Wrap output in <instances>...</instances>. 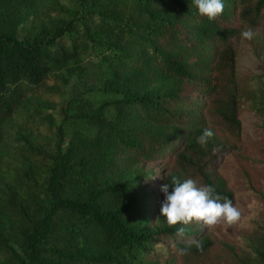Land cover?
Returning <instances> with one entry per match:
<instances>
[{
  "label": "trees",
  "instance_id": "16d2710c",
  "mask_svg": "<svg viewBox=\"0 0 264 264\" xmlns=\"http://www.w3.org/2000/svg\"><path fill=\"white\" fill-rule=\"evenodd\" d=\"M38 3L0 0V264H264L258 207L240 229L250 246H223L210 232L196 236L202 251L169 244L158 236L177 225L144 229L149 203L141 176L132 175L141 161L166 158L164 184L191 178L235 205L216 172L237 150L256 187L257 163L238 150L234 39L244 25L264 26V0H223L216 20L193 0H72L62 11L40 9L21 34L25 10ZM84 60L105 69L102 87L113 97H66V71L85 70ZM183 81L198 88L190 108ZM198 106L215 115L213 128ZM79 120L94 131L69 134L67 124ZM205 128L214 137L202 147ZM256 148L264 156L263 138Z\"/></svg>",
  "mask_w": 264,
  "mask_h": 264
},
{
  "label": "rangeland",
  "instance_id": "374dc122",
  "mask_svg": "<svg viewBox=\"0 0 264 264\" xmlns=\"http://www.w3.org/2000/svg\"><path fill=\"white\" fill-rule=\"evenodd\" d=\"M71 1L39 0L36 6L25 10V19L20 25L21 34H24L27 27L34 23L40 9L55 5L56 8H60V11H62L65 7L63 4L71 3ZM128 1L130 3L134 2V0ZM248 28H251L255 33L252 40L242 39L241 37V32ZM234 42L237 49V78L241 96L239 117L242 122L243 135V141L238 150L256 161L258 166L255 173L257 185L251 190V176L245 165L237 157V150L227 154L218 166L216 173L223 176L234 191L235 206L241 211V220L231 226L222 223L211 230L195 223L189 225L177 224L178 229L181 227L185 229L183 237L177 234L178 231L169 234L162 233L158 236V240L164 239L169 244L175 242L188 244L187 241L190 239L196 240L198 234L210 232L218 237L223 246L232 241L250 246V242L241 234L240 229L253 217V210L256 207L264 213V156L256 148V141L260 138L264 139V26L244 25L235 37ZM83 65L85 70L75 66L66 71L67 75L70 76L66 97H72L80 90L97 104L104 99L113 97V93L102 87L105 69L95 65L91 66L88 64V60H84ZM197 91L198 88L194 83L182 82L180 93L181 97L185 99L187 108H190L191 98ZM195 109L200 113L202 122L213 128L212 121L215 115L206 107L198 106ZM71 112L73 111L71 110ZM75 127L88 132L95 129L84 121H73L67 124L69 134L72 133ZM180 133H186V129H180ZM169 165V160H166V158L143 160L138 164L135 172L132 173V175L138 174L141 176L144 193L147 194L146 199L149 204L143 211L146 217L144 229L147 231L155 232L171 227L167 224V218L161 214V186L164 184L163 176L170 167Z\"/></svg>",
  "mask_w": 264,
  "mask_h": 264
},
{
  "label": "clouds",
  "instance_id": "9594fccd",
  "mask_svg": "<svg viewBox=\"0 0 264 264\" xmlns=\"http://www.w3.org/2000/svg\"><path fill=\"white\" fill-rule=\"evenodd\" d=\"M193 3L197 6L200 15L206 16L209 20H216L223 14L225 8L223 0H193ZM254 36L255 33L251 28L241 32L242 39L252 40ZM213 137L212 129L205 128L197 137V143L203 147ZM217 151L218 148L213 149L214 153ZM161 190L165 195L161 214L167 218L169 226L195 223L211 230L222 223L231 226L241 220V211L233 201L227 197L222 198L212 185H201L191 178L181 181L173 176L171 183L163 184ZM184 232L185 229L181 227L177 234L183 237ZM187 243L189 247L195 243L198 249L203 250L202 244L194 239L188 240ZM180 251L181 254H186L187 249Z\"/></svg>",
  "mask_w": 264,
  "mask_h": 264
}]
</instances>
